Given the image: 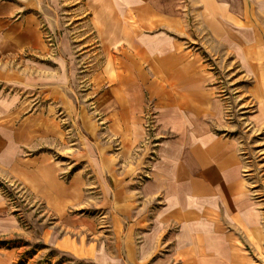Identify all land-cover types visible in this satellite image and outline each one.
I'll use <instances>...</instances> for the list:
<instances>
[{
  "label": "crops",
  "instance_id": "crops-1",
  "mask_svg": "<svg viewBox=\"0 0 264 264\" xmlns=\"http://www.w3.org/2000/svg\"><path fill=\"white\" fill-rule=\"evenodd\" d=\"M82 8L99 56L93 114L72 96L62 24L37 0H0V176L55 217L38 240L86 264H264V211L222 84L232 77L248 123L264 131V0H82ZM35 96L47 111H36ZM57 107L77 111L93 137L66 156L68 181L38 144V125L49 143L60 138ZM3 186L0 240L36 239ZM23 249L0 244V264H15Z\"/></svg>",
  "mask_w": 264,
  "mask_h": 264
},
{
  "label": "rangeland",
  "instance_id": "rangeland-1",
  "mask_svg": "<svg viewBox=\"0 0 264 264\" xmlns=\"http://www.w3.org/2000/svg\"><path fill=\"white\" fill-rule=\"evenodd\" d=\"M37 3L50 17H54L62 24L63 28L60 27V31L57 34L69 37L73 53L70 61L74 76L71 81V87L74 90L72 96L75 98L77 106L87 104L89 114H93L94 106L90 102L89 93L92 75H94L95 68L99 64V56L95 37L83 12L82 0H37ZM40 15L45 18L44 12ZM43 28L45 29V24H43ZM54 35L55 41L53 40L47 44L50 50L49 58L53 59L59 56L60 52V39H57L58 36L55 33ZM42 62H45V60ZM222 84L225 86L224 94L229 102L232 133L239 139L247 184L251 194L261 204V208L264 211V131L256 129L248 123L246 118L247 109L242 107L241 101L243 98L237 88L233 86L232 77H225ZM36 97L38 98L37 106H39L36 111H47L49 103L43 100L39 102L41 97ZM35 98L29 97L31 101ZM34 103L32 102V104ZM56 109L54 112L57 121L55 127L60 134V138H52L54 141L49 143V138L43 135L45 126L38 125V144L40 149L50 151L54 160L61 162L62 169H65L60 172L59 177L68 181L72 175V169L68 168L69 163L66 161V156L75 152L80 145H92L93 137L90 131H87L80 123L81 120L77 116V111H75L76 116L72 117L71 114L70 116L66 114L61 107ZM64 149L67 151L62 153ZM0 183L4 185L3 190L7 195L9 207L15 214L21 215L23 229L27 232H33L36 236V239H32V241L21 235L12 239L0 240V244L3 245L24 247L21 253L17 254L15 264H86L64 257L39 241L38 238L45 229L54 225L55 217L50 215L46 206L35 200L21 184L4 179L1 176Z\"/></svg>",
  "mask_w": 264,
  "mask_h": 264
},
{
  "label": "built area",
  "instance_id": "built-area-1",
  "mask_svg": "<svg viewBox=\"0 0 264 264\" xmlns=\"http://www.w3.org/2000/svg\"><path fill=\"white\" fill-rule=\"evenodd\" d=\"M53 40L50 38V42H52ZM149 127H151V125L149 124Z\"/></svg>",
  "mask_w": 264,
  "mask_h": 264
}]
</instances>
